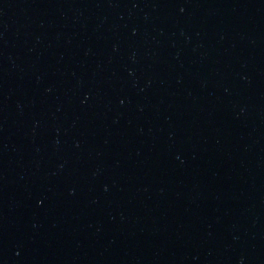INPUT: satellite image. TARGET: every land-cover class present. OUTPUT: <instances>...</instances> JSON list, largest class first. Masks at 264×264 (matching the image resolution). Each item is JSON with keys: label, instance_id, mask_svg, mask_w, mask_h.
<instances>
[{"label": "water", "instance_id": "95a60500", "mask_svg": "<svg viewBox=\"0 0 264 264\" xmlns=\"http://www.w3.org/2000/svg\"><path fill=\"white\" fill-rule=\"evenodd\" d=\"M0 264H264V0H0Z\"/></svg>", "mask_w": 264, "mask_h": 264}]
</instances>
